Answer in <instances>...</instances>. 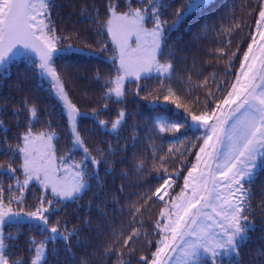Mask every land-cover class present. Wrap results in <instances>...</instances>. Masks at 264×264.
I'll list each match as a JSON object with an SVG mask.
<instances>
[{
  "label": "snow or ice",
  "instance_id": "6c2138e0",
  "mask_svg": "<svg viewBox=\"0 0 264 264\" xmlns=\"http://www.w3.org/2000/svg\"><path fill=\"white\" fill-rule=\"evenodd\" d=\"M207 2L82 0L68 24L60 0H0V264H243L264 222V0L178 57L169 34ZM141 101L178 118L138 119Z\"/></svg>",
  "mask_w": 264,
  "mask_h": 264
},
{
  "label": "trees",
  "instance_id": "16d2710c",
  "mask_svg": "<svg viewBox=\"0 0 264 264\" xmlns=\"http://www.w3.org/2000/svg\"><path fill=\"white\" fill-rule=\"evenodd\" d=\"M81 3L82 0H60V11L68 24L74 21L77 9ZM249 3H254V0H214L181 21L169 34V43L175 49L178 57L186 56L190 61L193 55H199L203 59L204 52H211L213 45L218 43L215 32L203 33L204 25L208 23L215 25L217 31L224 30L225 35L222 39L226 41L228 38L227 30L231 27V22L240 18L243 6ZM198 33L201 34L199 39L196 38ZM73 62L83 64L88 68L100 69L101 72L107 71L106 59L104 57L75 58ZM205 64H207L206 60ZM21 73L30 74L27 64L23 62L13 65L6 79L14 82ZM89 86L88 83H84L77 88V99L80 98L79 92L84 91ZM177 86L179 87V85ZM8 91L9 89L0 88V94L2 95H8ZM81 103H83L82 100ZM141 105L138 119L151 121L159 116L164 120L171 121L178 118L177 110H175L173 105L161 102L159 106H153L143 101H141ZM114 117L115 109H113L110 117L106 118L114 119ZM12 123L9 119L5 121L4 125L0 126V139L3 138L4 129L11 126ZM91 131L90 123L84 126L86 136ZM167 135L172 136L171 133ZM90 142L95 143L96 140L93 139ZM63 143L64 141H61V144ZM3 147L0 144V149H3ZM253 192L255 195L254 203L259 205L261 196L264 195V174L257 176L253 184ZM80 211H87V209L83 208ZM262 253H264V222L257 216L255 226L249 230L246 241L241 245L240 259L243 261V264H260V261L264 260Z\"/></svg>",
  "mask_w": 264,
  "mask_h": 264
},
{
  "label": "rangeland",
  "instance_id": "374dc122",
  "mask_svg": "<svg viewBox=\"0 0 264 264\" xmlns=\"http://www.w3.org/2000/svg\"><path fill=\"white\" fill-rule=\"evenodd\" d=\"M213 1H214V0H208L207 4H209V3L213 2ZM207 4H206V5H207ZM246 239H247V238H246ZM245 241H246V240H245ZM245 241H244V242H245ZM244 242H243V243H244ZM243 243H242V244H243Z\"/></svg>",
  "mask_w": 264,
  "mask_h": 264
}]
</instances>
